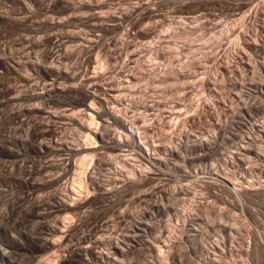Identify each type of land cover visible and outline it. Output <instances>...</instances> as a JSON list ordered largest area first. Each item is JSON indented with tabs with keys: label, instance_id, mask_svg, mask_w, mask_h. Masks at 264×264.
Instances as JSON below:
<instances>
[{
	"label": "rangeland",
	"instance_id": "obj_1",
	"mask_svg": "<svg viewBox=\"0 0 264 264\" xmlns=\"http://www.w3.org/2000/svg\"><path fill=\"white\" fill-rule=\"evenodd\" d=\"M0 2V264H264V0Z\"/></svg>",
	"mask_w": 264,
	"mask_h": 264
},
{
	"label": "bare ground",
	"instance_id": "obj_2",
	"mask_svg": "<svg viewBox=\"0 0 264 264\" xmlns=\"http://www.w3.org/2000/svg\"><path fill=\"white\" fill-rule=\"evenodd\" d=\"M23 1V0H22ZM39 1V0H38ZM41 1V0H40ZM35 2V0H25V6L27 7V9H29L30 10V8H32V4ZM1 3V2H0ZM70 3V2H69ZM83 5V4H82ZM32 12V11H31ZM115 14V13H114ZM22 17V16H21ZM24 19V18H23ZM55 21V20H54ZM56 22V21H55ZM36 23V22H35ZM53 23V22H52ZM93 25V24H92ZM95 25V24H94ZM97 36V35H96ZM86 38V37H85ZM117 41V40H116ZM115 41V42H116ZM93 42V41H92ZM119 43V42H118ZM82 45H84V43L82 44ZM69 46V45H68ZM7 47V46H6ZM65 47V46H64ZM86 47V46H85ZM95 47V46H94ZM1 48V47H0ZM3 48V47H2ZM8 48V47H7ZM53 48V47H52ZM68 49H69V47H68ZM90 49V48H89ZM45 50V49H44ZM48 50H50V49H48ZM58 50H60V49H58ZM57 50V51H58ZM108 50V49H107ZM46 51V50H45ZM120 51V50H119ZM132 51V50H131ZM136 51V50H135ZM4 52V51H3ZM54 53V52H53ZM1 55H2V52L0 53ZM5 54V53H4ZM26 54V53H25ZM44 54V53H43ZM58 55V57H59V53H57ZM129 54V53H128ZM127 54V55H128ZM47 54H45L44 56H46ZM3 56V55H2ZM53 56V55H52ZM56 56V55H55ZM49 57V56H48ZM53 59V58H52ZM47 60V59H46ZM29 61V60H28ZM54 61V60H53ZM57 61V60H56ZM131 61H132V59H131ZM8 63V62H7ZM54 63V62H53ZM34 64V63H33ZM12 66V65H11ZM46 68V67H45ZM49 68V67H48ZM52 68V67H51ZM94 68V67H93ZM56 69V68H55ZM57 70V69H56ZM65 71V70H64ZM1 72V71H0ZM59 72V71H58ZM84 76V75H83ZM26 77V76H25ZM28 77H29V75H28ZM30 78V77H29ZM85 78V77H84ZM92 78V77H91ZM53 79H55V78H53ZM88 79V78H87ZM54 82V81H53ZM93 82H95V81H93ZM52 83V82H51ZM60 84V83H59ZM71 84V83H70ZM73 84V83H72ZM75 84V83H74ZM91 85L93 84V83H90ZM47 85V84H46ZM68 85V84H67ZM82 85V84H81ZM93 85H96V84H93ZM52 87H54L53 85H51ZM59 86V85H58ZM47 87V86H46ZM52 87H50V88H52ZM66 87V86H65ZM61 88V87H60ZM75 88V87H74ZM77 88V87H76ZM89 87H87V89H88ZM87 89H82V94H83V96H84V99H85V101H88V100H94V95L92 94V93H94V92H90L89 90H87ZM46 90V89H45ZM48 90H50L51 91V89H48ZM63 90V89H62ZM52 91H53V89H52ZM48 92V91H47ZM44 93V92H43ZM32 94V93H31ZM95 94V93H94ZM16 95V94H15ZM96 96V95H95ZM15 98V97H14ZM16 101V100H15ZM98 101V100H97ZM91 103H93V102H91ZM90 103V105H87V104H84V106H83V109L80 111V114L82 115V118H80L81 119V121H79V123H78V125H79V127L78 128H80L81 130H84V131H86V133H87V135L88 136H93L94 138H96V140L97 139H99L100 140V133H98V131H96L97 130V128H96V130L95 131H90V130H88V129H86L85 128V126H84V123L85 122H89V123H92V122H90V121H92L93 119H97V118H99L100 117V114H99V112L100 111H98L93 105H94V103L93 104H91ZM28 109V108H27ZM18 111V110H17ZM75 114V113H74ZM56 115V114H55ZM71 115V114H70ZM58 117V116H57ZM73 117V116H72ZM81 117V116H80ZM34 118V117H33ZM1 119V118H0ZM24 119V118H23ZM124 120V119H123ZM23 121V120H22ZM53 121V120H52ZM57 122V121H56ZM68 122V121H67ZM53 123V122H52ZM62 123V122H61ZM122 123V122H121ZM23 124V123H22ZM54 124V123H53ZM58 124V123H57ZM69 124H70V122H69ZM127 124V123H126ZM43 125V124H42ZM48 125V124H47ZM73 125V124H72ZM33 126V125H32ZM57 126V125H56ZM127 126V125H126ZM14 127V126H13ZM31 127V126H30ZM36 127H39V126H37L36 125ZM55 127V126H54ZM60 127V126H59ZM129 127H130V124H129ZM128 127V128H129ZM131 128V127H130ZM16 129V128H15ZM28 129V128H27ZM33 129H36L35 128V125H34V128ZM127 129V128H126ZM17 130V129H16ZM43 130V129H42ZM53 130V129H52ZM130 130V129H129ZM132 130V129H131ZM28 131V130H27ZM40 131V130H39ZM133 131V130H132ZM264 131V130H263ZM35 132H37V131H35ZM34 131H33V133H35ZM53 132H56V131H53ZM58 132V131H57ZM123 132H125V131H123ZM41 133H43V131L41 132ZM45 133V132H44ZM102 133V132H101ZM126 133V132H125ZM134 133V132H133ZM29 134V133H28ZM36 134V133H35ZM39 134H40V132H39ZM136 134V133H135ZM31 135V134H30ZM86 135V136H87ZM26 136H27V134H26ZM101 137H103V136H101ZM23 138V137H22ZM87 138V137H86ZM122 138V137H121ZM128 138V137H127ZM132 138H133V146H135V148L137 149V151H139L140 152V155H141V157L142 156H144V157H146V158H151L152 156H151V151H150V149L149 148H145V147H142V144H141V138L138 136V137H135V135L133 134V136H132ZM46 139H47V137H46ZM49 139H51L50 137H49ZM56 139V138H55ZM111 139H113V138H111ZM131 139V138H130ZM249 139V138H248ZM1 140V139H0ZM119 140V139H118ZM261 140V139H260ZM1 141H4V140H1ZM40 141V140H39ZM84 141V140H83ZM122 141H123V139H122ZM183 141V140H182ZM45 142V141H44ZM89 142V141H88ZM113 143V142H112ZM119 143H121V142H119ZM130 143V142H129ZM42 144V143H41ZM95 144V143H94ZM202 144V143H201ZM51 145V144H50ZM243 145V144H242ZM49 145H47V147H48ZM77 146V145H76ZM61 147V146H60ZM75 147V146H74ZM148 147V146H147ZM39 148L40 149H45V147H43L42 145H40L39 146ZM86 147H84V149H85ZM83 148L82 149H80V150H78V149H76V147H75V149L73 148L72 149V152H74V153H76V154H81V153H85V155H88L90 152H91V150H84ZM117 149V148H116ZM173 151V150H172ZM41 152H43V151H41ZM93 154V153H92ZM82 156V155H81ZM84 156V155H83ZM82 156V157H83ZM58 157V156H57ZM85 157V156H84ZM83 157V158H84ZM60 158V157H59ZM69 158V157H68ZM251 158V157H250ZM58 159V158H57ZM80 159V158H79ZM78 159V160H79ZM61 160V159H60ZM83 160V159H82ZM85 160V159H84ZM67 161H68V163L66 164V168H67V172H65V173H69L70 171H71V169L73 168L72 167V161L70 162V159H67ZM74 161V160H73ZM80 161V160H79ZM63 162V161H62ZM82 162V161H81ZM53 163V162H52ZM80 163V162H79ZM10 164V163H9ZM55 164V163H54ZM59 165H61L60 163H59ZM80 165H82V164H80ZM63 166V165H62ZM75 167V166H74ZM23 168V167H22ZM65 168V167H64ZM60 172V171H59ZM135 172V171H134ZM90 173V172H89ZM136 173V172H135ZM134 173V174H135ZM63 174V173H62ZM85 177V176H84ZM62 179V178H61ZM60 180V179H59ZM81 181V180H80ZM88 181L90 182V176H89V178H88ZM68 182V181H67ZM66 182V183H67ZM79 183V182H78ZM90 183H92V182H90ZM77 185V184H76ZM245 190V189H244ZM172 191V190H171ZM60 192V191H59ZM156 198V197H155ZM83 201V200H82ZM66 202V201H65ZM65 202H58V205L56 206V211L57 212H62V211H64V210H66V211H71L72 209L70 208V207H68L66 204H65ZM78 203V202H77ZM76 203V204H77ZM81 203V202H80ZM83 203V202H82ZM53 204V203H52ZM72 205V204H71ZM73 207V206H72ZM66 215V214H65ZM45 219V218H44ZM55 219H56V217H55ZM50 235V234H49ZM95 240V239H94ZM90 242V241H89ZM93 243V242H92ZM95 243V242H94ZM43 244V243H42ZM67 244V243H66ZM91 246V245H90ZM89 246V247H90ZM60 247V246H59ZM84 248H85V246H84ZM87 248V247H86ZM76 249V248H75ZM86 251V250H85ZM96 253V252H95ZM71 255V254H70Z\"/></svg>",
	"mask_w": 264,
	"mask_h": 264
}]
</instances>
